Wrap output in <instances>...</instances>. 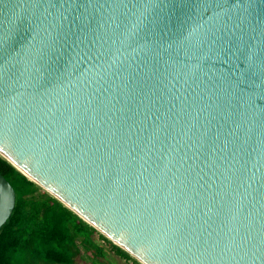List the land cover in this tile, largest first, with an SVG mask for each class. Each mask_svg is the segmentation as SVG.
Instances as JSON below:
<instances>
[{
    "label": "water",
    "instance_id": "95a60500",
    "mask_svg": "<svg viewBox=\"0 0 264 264\" xmlns=\"http://www.w3.org/2000/svg\"><path fill=\"white\" fill-rule=\"evenodd\" d=\"M0 154L142 264H264V0H0Z\"/></svg>",
    "mask_w": 264,
    "mask_h": 264
},
{
    "label": "trees",
    "instance_id": "16d2710c",
    "mask_svg": "<svg viewBox=\"0 0 264 264\" xmlns=\"http://www.w3.org/2000/svg\"><path fill=\"white\" fill-rule=\"evenodd\" d=\"M0 172L17 194L0 228V264H116L109 252L142 264L0 154ZM109 247V249H108Z\"/></svg>",
    "mask_w": 264,
    "mask_h": 264
},
{
    "label": "rangeland",
    "instance_id": "374dc122",
    "mask_svg": "<svg viewBox=\"0 0 264 264\" xmlns=\"http://www.w3.org/2000/svg\"><path fill=\"white\" fill-rule=\"evenodd\" d=\"M109 258L112 262L116 264H126V261H124L122 258H120L119 256L115 255L112 252H109ZM75 264H89V263L84 258H78ZM127 264H130V262H127Z\"/></svg>",
    "mask_w": 264,
    "mask_h": 264
}]
</instances>
